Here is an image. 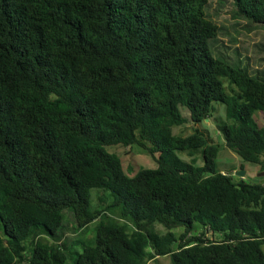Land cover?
Wrapping results in <instances>:
<instances>
[{
	"label": "trees",
	"instance_id": "16d2710c",
	"mask_svg": "<svg viewBox=\"0 0 264 264\" xmlns=\"http://www.w3.org/2000/svg\"><path fill=\"white\" fill-rule=\"evenodd\" d=\"M213 103L223 146L264 172V0H0V264H264V183L217 170L193 127ZM133 146L153 167L123 169Z\"/></svg>",
	"mask_w": 264,
	"mask_h": 264
},
{
	"label": "rangeland",
	"instance_id": "374dc122",
	"mask_svg": "<svg viewBox=\"0 0 264 264\" xmlns=\"http://www.w3.org/2000/svg\"><path fill=\"white\" fill-rule=\"evenodd\" d=\"M227 13H219L218 16L215 17V21H217V24L222 23L224 26L228 28L231 20L228 19ZM227 32L230 36L234 37L237 41L235 43L236 46L239 47V44H246V47L248 49L249 54H252L251 51L258 49H261V46L259 45L258 48H255V45H258L260 43L259 36H254V33L252 32H246L244 29L237 28L235 31L228 28ZM254 32V31H253ZM252 68L255 67V65H251ZM214 108V112L212 114V118H209L208 120H203L201 123L193 125V127L197 128V130H200L204 133V135L208 138L210 142L218 146V154L217 158L215 159V168L221 172H227L229 169H234L231 171V174L236 170H239V165L242 166V170L245 172V177H251V178H257L258 175H262L261 172L258 171L257 167L250 163H244L242 162L236 155L231 153L229 150H227L223 146V141L221 137L217 134L215 131L214 126V120L216 119H222L224 120V107L221 104L213 103L212 104ZM180 114L183 118L187 119L188 113L184 108H179ZM253 121L261 128H264V119L262 117V113L255 111L252 114ZM192 125L186 121L184 124L178 127H172L171 133L172 134H180V135H187L191 133ZM114 152L118 153L122 159H123V169L126 171L127 166L129 164H134L133 171L139 166L138 169L141 167H153V162L149 156H147L143 151H141L139 148L133 146V147H126L124 149L121 148H115L113 150ZM172 155L177 157L180 160L183 161H189L190 159H194L195 165H200V159L198 154L193 153V156H188L185 153L178 152V151H172ZM241 179H245L244 177ZM246 180V179H245ZM261 180H264L262 178ZM261 183H264L262 181ZM107 194L104 192H101L97 189H91L90 190V206L92 209H99L103 206H105L108 203V198L106 196ZM101 200V201H99ZM95 225V222H92L87 227L84 234L80 235L77 239L78 240H87L89 238L93 237V227ZM156 228L162 232V229L156 225ZM65 234L67 236L71 235V231L66 229L64 230ZM180 229H174L173 233L178 234ZM208 236V235H206ZM157 262L159 264H169L167 257H159L157 259ZM151 264V263H149Z\"/></svg>",
	"mask_w": 264,
	"mask_h": 264
},
{
	"label": "water",
	"instance_id": "95a60500",
	"mask_svg": "<svg viewBox=\"0 0 264 264\" xmlns=\"http://www.w3.org/2000/svg\"><path fill=\"white\" fill-rule=\"evenodd\" d=\"M245 172L241 169V170H236L234 173H233V176H234V180L235 181H238L239 179L241 178H245L247 181H251L252 183H257V182H262L264 180H258L257 178H251V177H245ZM262 175H264V172H262Z\"/></svg>",
	"mask_w": 264,
	"mask_h": 264
}]
</instances>
